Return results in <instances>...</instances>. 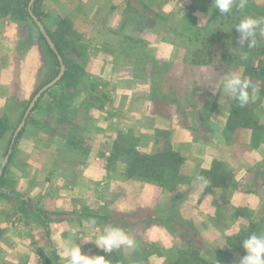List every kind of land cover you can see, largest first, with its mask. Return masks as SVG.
<instances>
[{
	"label": "rangeland",
	"instance_id": "374dc122",
	"mask_svg": "<svg viewBox=\"0 0 264 264\" xmlns=\"http://www.w3.org/2000/svg\"><path fill=\"white\" fill-rule=\"evenodd\" d=\"M246 1H253L264 11V0ZM212 2H32L31 12L38 17L33 12L36 9L39 20L56 40L69 75L40 95L11 145L0 183L1 264H69L63 248H50L53 239L49 233L37 237V226L48 227L50 214L55 212L37 206L39 198L35 195L42 186L40 193L46 191L49 197H67L66 183L79 179L88 184L102 178L105 183H123L135 178L129 175V168L136 153L175 151L182 159L177 176L161 185L138 179L140 184L167 192L153 207H137L129 213L108 207L103 211L108 220L105 225L123 219L120 227L135 240L133 248L122 247L109 254L83 244V253L104 255L107 264H148L145 257L157 250L155 264H168L166 256L187 252L184 255L191 264H199L191 253L195 250L206 264H239L243 255L234 237L264 234V160L249 169L241 166L246 131L251 130L256 140L263 136L264 127L229 129L225 125L222 129L233 100L226 101L219 83L220 75L239 71L253 84V77L244 70L248 64H255L256 56H263L264 35L258 34L254 47L237 49L239 33L234 26L241 15L252 14L239 10L233 21L230 18L224 23L221 32V20ZM21 3L20 8L25 1ZM3 16L17 24L19 51L15 61L11 57L14 41L0 43L2 161L33 95L60 70L30 14L22 22L18 15ZM12 62L16 69H7ZM254 105L251 112L258 122V117L264 119V97ZM216 138H224L231 147L232 162L213 159L200 171L193 163L182 165L189 151L209 149V145L220 147ZM109 151L102 167L90 165L93 155L103 157ZM198 176L208 181L200 198L195 190ZM181 181L187 186L182 193L185 202L177 204L176 191L172 190ZM111 190L107 189L106 204L117 194V188ZM246 193L258 197L255 205L247 203ZM196 199L209 220L192 211ZM183 203L186 210L181 214ZM86 209L95 212V208ZM236 229L238 234L227 235Z\"/></svg>",
	"mask_w": 264,
	"mask_h": 264
},
{
	"label": "crops",
	"instance_id": "0c3cea01",
	"mask_svg": "<svg viewBox=\"0 0 264 264\" xmlns=\"http://www.w3.org/2000/svg\"><path fill=\"white\" fill-rule=\"evenodd\" d=\"M96 1V0H88V2ZM17 24H15L8 16H1L0 17V43L4 41H11L13 43V55H11L12 59H15L17 61L18 56V45H17ZM7 69H16L17 65L15 62H12L7 65ZM1 73H0V84L2 85L1 81ZM258 124L264 127V119L260 117ZM226 121H224L222 129L225 128ZM212 133V131H211ZM246 140L243 145V152L242 154L245 156L242 158L243 164L241 166L243 169H249L251 167H254L259 162L264 160V134L262 137L257 138L256 140H253V135L251 136V130L246 131ZM219 139L221 142V146L217 147L215 145V149L211 148V145H209V149H203L197 152H188L185 154L184 160L182 165L186 167L189 165V163H193V165L196 167L195 169L197 171H200L203 167H205L209 161L213 159H217L220 161H226V162H232L234 159L232 149L230 146L226 145V142L224 138H216ZM255 141L253 145H250L251 141ZM211 148V149H210ZM110 155L111 152L106 153L102 155L103 157H99L98 155H93L90 162V165L93 163H96V165H100L99 167H102V165L105 162V155ZM104 160V162H103ZM88 164V166L90 167ZM86 166V164L84 165ZM107 166V165H106ZM105 170V168H103ZM105 172V171H104ZM180 173V172H179ZM184 173V172H183ZM82 177V176H81ZM106 179L102 178L98 181V183L89 182L85 183L80 181H72L66 183V189L69 196L62 197V196H53L49 194L51 197L46 195V191H43L42 193L37 192V195H35V199L39 198L37 200V206H41L48 211L55 212L51 213L50 217V223L47 227V225L43 226L42 224H39L37 226V237H42L43 235L49 233L51 239L50 248H55L58 246V248H63V242L65 240L70 241L71 243H79L80 246L83 244L85 245V248H98L94 241H86V240H94L98 237L99 234H101L103 228L106 226L108 220L105 221V214H103V211L106 210V207L110 208V210H117L118 213H129L133 209H136L137 207H148V206H155L158 202L159 198H164L166 195V191H163V189L157 187L148 185L147 183H141L140 180L135 178H128L125 180V182L121 183H115V182H107L105 183ZM119 184V185H118ZM196 185V186H195ZM195 190H197V193L199 194V198L201 195L204 194L206 185L203 183V181H197L195 183ZM127 190H123L125 188ZM119 187V188H118ZM40 188V187H39ZM38 188V189H39ZM111 188H117V194L114 198L109 200V203L106 204V195H107V189L111 190ZM175 190H172V192H175V200L177 204H180V202L184 201L182 193L186 191L187 186L184 184V182H179ZM129 189H133V192H129ZM114 192L113 190H111ZM233 193V191H232ZM253 193H246L247 196V203L250 205H255L257 203V198L253 197ZM110 197V196H109ZM79 199V201H78ZM199 201V199H198ZM197 199L194 201L192 205V211H199L201 215H203V220H209L208 217H210L208 214H206L201 208H199ZM185 202V201H184ZM227 202V201H225ZM82 207V208H81ZM95 208V212H89L86 208ZM86 209V210H85ZM185 203L181 206V214L185 213ZM88 211V212H86ZM91 213L92 215H90ZM100 214L102 216H100ZM191 215H194V217L198 216L196 213H191ZM183 217V216H182ZM202 217V216H201ZM9 219V217H7ZM133 219V218H131ZM4 220V219H3ZM95 221V224L90 223L92 221ZM122 218L119 220L114 219V226H121L122 225ZM121 224H116V223ZM3 226V225H2ZM3 229V228H2ZM239 230L236 229V231L227 232V235H236L238 234ZM80 239V240H79ZM155 241L151 243L152 246H154ZM84 248V247H83ZM176 250V249H175ZM157 250H153L150 252L146 257L145 260L148 264H155V254ZM170 253L173 255L174 249H169ZM183 254V252H181ZM180 253H177L175 256H166L167 261H174L177 256L181 255ZM165 258V256L163 257ZM185 256H183V259L180 260V263L183 261L182 264H191V259L187 258L185 260ZM1 261V260H0ZM166 262V261H165ZM168 262V264L170 263ZM2 262H0L1 264ZM212 263V262H211Z\"/></svg>",
	"mask_w": 264,
	"mask_h": 264
},
{
	"label": "clouds",
	"instance_id": "9594fccd",
	"mask_svg": "<svg viewBox=\"0 0 264 264\" xmlns=\"http://www.w3.org/2000/svg\"><path fill=\"white\" fill-rule=\"evenodd\" d=\"M212 5H214V9H218L220 14H229L235 5V0H213ZM239 7L243 9L244 0H241ZM234 27L239 33L237 37L239 47L236 48H252L257 42L258 34L264 35V18L244 16ZM241 58L246 59V56L241 53ZM219 83L226 101L235 100L240 107H244L257 99L256 90L251 80L239 71L226 72L220 75ZM196 179L203 181L205 185L208 183L202 176H198ZM92 223L95 224V221L93 220ZM86 241H94L98 248L109 254L114 249L133 248L135 245L133 237L123 228L111 224L106 225L96 239ZM62 247L69 264H107L104 255L83 253L77 243L73 244L65 240ZM242 247L245 249L246 255L239 260V264H264V234L249 235L242 241Z\"/></svg>",
	"mask_w": 264,
	"mask_h": 264
},
{
	"label": "trees",
	"instance_id": "16d2710c",
	"mask_svg": "<svg viewBox=\"0 0 264 264\" xmlns=\"http://www.w3.org/2000/svg\"><path fill=\"white\" fill-rule=\"evenodd\" d=\"M23 0H0V17L3 15H18V21L22 22L26 17L30 18L29 13L27 11V2L29 0H24V6L20 8L22 5ZM38 1V0H37ZM241 3V0L237 2L235 0V5L236 8L231 11L229 14H220L218 9L215 11L217 17L220 18L219 25L221 26L219 29L222 32L223 31V25L225 22L228 21V19L231 18V21L234 20V15L239 13L240 11H243L244 13L257 15L259 18H263L264 16V11L262 8H259L253 1H246L244 0V7L241 9L239 7V4ZM33 12L37 14L39 19L41 20L40 14L37 13L36 9H33ZM256 12H259L256 14ZM243 18V16L241 15ZM240 20V19H238ZM33 22V20H31ZM35 25V23L33 22ZM36 26V25H35ZM37 28V27H36ZM39 32V30H38ZM48 33L51 36V39L55 43L57 49L60 51V47L57 44L56 40L52 37V34L48 31ZM219 34V33H218ZM40 37L44 40L43 36L39 32ZM205 40V38H203ZM46 43V42H45ZM212 43H214V40H212ZM47 45V43H46ZM48 46V45H47ZM256 50V49H255ZM51 52V51H50ZM263 53V56H256L255 58V64H248L244 70L245 75H249L253 77V86L255 87L256 90V95L257 99L263 98L264 97V49L261 51ZM62 54V53H61ZM225 63L226 66L229 67L230 61L226 60L225 58ZM69 71L68 69L65 70L63 76L59 80L61 81H66L68 78ZM250 92L252 91L251 89L249 90ZM257 99L254 102H251L247 104L244 107H240L238 102L233 100L231 104V111L229 113L228 119L226 126L229 129L235 128L237 126L241 127H247L249 129H255L258 127V122L255 119V115L251 112V109L256 108L255 105L253 104L257 101ZM2 160H0L1 164ZM182 162L181 157L179 156L178 153L172 150H165L162 152H158L155 154L151 155H145V154H139L136 153L135 160L131 167L129 168V175H135V178L139 179H145L146 182H152V183H159L164 184L166 181H172L175 179V177L178 174L179 166ZM264 163V161H263ZM6 167H4L3 172L0 176V183L3 180V173L5 172ZM166 184V183H165ZM264 221V220H263ZM246 237H237L235 236L233 241L237 242L240 246L239 247L241 254L244 256L246 255L245 249L242 247V241ZM207 252V250L205 251ZM193 257H195V261H200L201 263L199 264H206V261L202 258L199 257V254L197 251H192L191 252ZM187 254V252H183L180 256H177L176 259L169 264H182L183 261L180 263V260L183 259V256ZM192 258V257H191ZM187 260V258H185ZM171 261V260H170Z\"/></svg>",
	"mask_w": 264,
	"mask_h": 264
},
{
	"label": "water",
	"instance_id": "95a60500",
	"mask_svg": "<svg viewBox=\"0 0 264 264\" xmlns=\"http://www.w3.org/2000/svg\"><path fill=\"white\" fill-rule=\"evenodd\" d=\"M34 0H31L30 1V6L32 4ZM29 6V14L33 20V22L35 23V25L37 26L39 32L41 33V35L43 36V38L45 39V42L47 43L48 47L50 48V50L54 53V55L56 56L57 60H58V63H59V66H60V70L58 72V74L52 79L50 80L49 82H47L45 85H43L32 97V99L30 100L25 112H24V115H23V118L21 120V122L19 123V125L17 126L14 134H13V137H12V140H11V143H10V146L7 150V153L5 154V157L2 161V164L0 166V172L1 170L3 169V167L5 166L8 158H9V155L11 153V150H12V144L18 134V132L21 130V128L23 127L24 125V122L26 120V118L28 117L29 113L31 112L32 108L34 107L36 101L38 100V98L40 97V95L45 91L47 90L49 87L53 86L54 84H56V82H58L61 77L63 76L64 74V70H65V67H64V63H63V59L61 57V54L60 52L58 51L55 43L53 42V40L51 39L49 33L47 32V30L45 29L43 23L39 20L38 17H36L32 12H31V7Z\"/></svg>",
	"mask_w": 264,
	"mask_h": 264
}]
</instances>
